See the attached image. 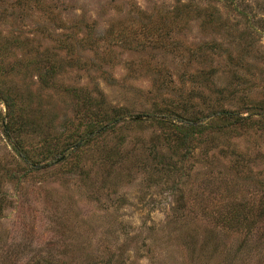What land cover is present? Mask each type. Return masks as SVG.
<instances>
[{"label": "rangeland", "instance_id": "obj_1", "mask_svg": "<svg viewBox=\"0 0 264 264\" xmlns=\"http://www.w3.org/2000/svg\"><path fill=\"white\" fill-rule=\"evenodd\" d=\"M248 1L257 15H264V0ZM208 2L221 6L220 1H200ZM177 4L0 0V41L25 39L31 55L42 53L56 65L53 85L41 84L37 69L24 64L0 82L1 92L18 98V107H25L26 117L38 123L20 141L33 160L44 155L37 152L43 136L65 134L80 118L66 87L101 98L100 111L121 106L142 113L156 103L199 100L194 91L199 83L189 73L196 72L200 59L188 57L183 48L169 54L138 43L141 29L167 20V10ZM226 15L231 23L238 20L234 13ZM198 22L172 27L178 45L192 46L207 36ZM213 34L222 36L225 29ZM255 36L264 44V32ZM9 49L13 56L22 54L20 46ZM245 57L254 62L253 56ZM210 64L216 67L214 81L224 84V62ZM259 89L247 94L263 98ZM197 104L202 107L200 100ZM5 111L0 101V114ZM151 125L121 122L97 145L18 182L12 179L25 166L0 127V264H264V134L239 130L182 177V172H168L160 178L149 166L156 160L146 154L165 151L167 142ZM118 135L124 136L122 142ZM109 151L115 152L114 160L105 161ZM233 152L244 158L234 161ZM178 179L173 190L168 182ZM234 207L242 217L227 226L221 214Z\"/></svg>", "mask_w": 264, "mask_h": 264}, {"label": "trees", "instance_id": "obj_2", "mask_svg": "<svg viewBox=\"0 0 264 264\" xmlns=\"http://www.w3.org/2000/svg\"><path fill=\"white\" fill-rule=\"evenodd\" d=\"M176 1L178 4L171 10H167L169 13L167 20L162 19L158 26L149 24L150 21L146 23L149 25L141 29V39L138 43L141 46L148 44L158 47L162 52L169 54H177L175 52L183 48L182 50L188 53V57L200 59L201 62L197 60L200 66L195 69L196 72L189 75L190 79L199 83L194 91L202 107L200 108L197 104L199 100L179 99L161 103L162 97H160L161 104L156 105V103L150 111L142 113L128 112V109L121 106L109 107V111L104 109L100 111L103 105L101 98L93 97L89 90L66 87V92L71 97L76 114L80 118L77 124L71 126L65 134L51 138L43 136L40 151L37 152L44 155L40 159L36 156L38 159L33 160L31 155L22 148L20 141L22 135L38 127V123L31 122V118L26 117L25 107L21 109L18 107V98L3 94L0 88V101L6 109L4 114H0V127L4 137L8 139L12 149L19 155V159L25 166V170L16 179L14 178L16 175L12 173L14 171H10L13 175L11 178H14L12 181L18 182L21 176L24 177L28 173L60 161L66 162L69 156L76 157V154L85 146L97 145V140L117 130L121 122L126 121L134 126L149 122L153 124L152 127L161 130L163 139L167 142L165 151L153 150V153L146 154L156 160L154 166L150 165L151 162L149 166L157 169L160 178L168 172L171 174L182 172V177L190 167L193 169L192 166L196 161L209 160L208 158L215 154L218 143L222 139H229L236 135L239 130L253 128L264 134V44L255 36V33L264 32V15H257L248 0H215L220 1L221 6L210 2L201 4V0ZM223 8L225 12L221 11ZM228 13H234L238 20L231 23L229 16L226 15ZM193 19H198V26L202 31L208 32L207 36L192 46L181 41L178 45L179 37L175 38L176 32H171L172 27ZM220 29H225V34L215 36L213 33ZM7 38L9 40L0 41V82L18 71L24 64L37 69L41 84L53 85L51 79L56 71L55 62L39 52L36 54L33 52L31 55L32 48L27 40L16 36L11 40L10 37ZM18 46L21 47L22 54L17 53L18 56H13L15 52L9 47L13 49ZM252 51H255V55ZM24 53H29L25 61L22 57ZM245 56H253L254 62L251 63ZM212 61L213 63L223 61V65L227 68L226 82L222 85L214 81L216 67L210 64ZM252 74L256 78L252 77ZM160 82L162 84L163 80ZM255 87L260 88L259 93L263 94V98H253L247 94ZM232 103L237 104L232 107ZM50 126L51 124H45V127ZM118 136L122 142L124 136ZM114 153L109 151L104 156L105 161L114 160ZM232 156L237 162L244 158L237 152H233ZM77 164L78 162L74 166L76 167ZM246 166V164L243 165V167ZM4 171L7 172V170ZM151 181L155 183L156 179ZM178 182L179 179L168 183L174 190L178 187ZM232 211L221 214L220 221L227 226L237 224L239 217H242L235 207Z\"/></svg>", "mask_w": 264, "mask_h": 264}]
</instances>
